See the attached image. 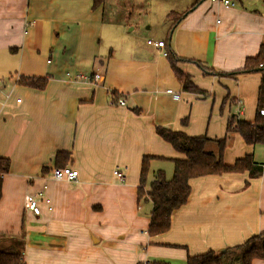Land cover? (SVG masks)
Masks as SVG:
<instances>
[{
  "label": "crops",
  "instance_id": "1",
  "mask_svg": "<svg viewBox=\"0 0 264 264\" xmlns=\"http://www.w3.org/2000/svg\"><path fill=\"white\" fill-rule=\"evenodd\" d=\"M93 1L0 0V158L10 161L0 245L23 239L24 264H187L190 255L221 253L264 235V145H248L239 134L231 135L224 162L252 155L261 175L192 179L189 199L165 233L149 235L153 205L138 194L144 156L154 157L146 190L158 171L171 179L174 160L185 157L157 126L223 138L230 113L241 110L239 117L253 122L264 109L262 71L222 74L243 69L264 45L262 0H236L235 7L151 0L154 10L160 2L162 18L155 41L198 62L181 67L207 97L181 88L163 49H143L138 36H128L146 25L147 10L113 9V0L93 9ZM76 73L101 79L74 80ZM21 76L48 83L26 87L18 84ZM228 95L236 103L222 112ZM60 152L70 155L62 163L78 170L76 181L53 179ZM42 191L40 214L27 211L25 196Z\"/></svg>",
  "mask_w": 264,
  "mask_h": 264
},
{
  "label": "trees",
  "instance_id": "2",
  "mask_svg": "<svg viewBox=\"0 0 264 264\" xmlns=\"http://www.w3.org/2000/svg\"><path fill=\"white\" fill-rule=\"evenodd\" d=\"M106 0H94L93 9L100 7ZM264 3V0H262ZM175 19L173 25L178 24ZM168 59L181 88L184 91L200 94L207 97L208 92L197 88L191 81L189 74L183 71L181 64L198 63L195 60H187L178 56L171 48L165 44ZM200 67L206 72V67L199 63ZM259 69L263 72L264 83V45L261 46L259 54L255 58L247 60L243 69L232 74L222 73L224 76L247 73L253 69ZM213 70H211L212 72ZM213 73H217L214 71ZM48 80L46 78L25 77L18 79V84L32 87L35 89H45ZM261 94H264L262 88ZM111 95L118 97V94L111 92ZM119 98L117 100V103ZM227 102L232 104L234 99L226 96L222 102L221 111L223 112ZM258 107L256 118L253 122H248L239 116V112L230 113L226 134L223 138L212 139L207 136H189L181 131H176L164 126H157V134L168 142L176 151L184 154V158L174 160V173L171 179L158 171L155 178L150 182L149 190H146L148 175L150 172V163L154 159L152 156H144L141 165L140 185L138 188L139 197L148 199L152 205L151 223L149 226V235L156 236L165 233L170 229L172 214L185 205L191 193L190 181L194 178L207 175H220L224 173L248 172L250 177H258L262 173L263 166L257 164L252 155L236 160L232 165L224 162V151L231 139L232 134H239L248 145H264V115L260 114ZM138 111V110H137ZM187 119L183 120L185 123ZM213 148V149H212ZM70 155L65 152L57 154L58 164L56 167H67L62 163L68 160ZM62 163V164H61ZM10 161L0 158V196L2 191V178L8 172ZM24 242L21 238H13L10 242L0 245V264H24L23 263ZM264 259V235L259 234L251 237L242 245L227 248L221 253L208 251L199 255H190L187 264H253L254 259Z\"/></svg>",
  "mask_w": 264,
  "mask_h": 264
},
{
  "label": "built area",
  "instance_id": "3",
  "mask_svg": "<svg viewBox=\"0 0 264 264\" xmlns=\"http://www.w3.org/2000/svg\"><path fill=\"white\" fill-rule=\"evenodd\" d=\"M216 1L219 3L224 4L225 6L228 7H235L237 2L236 0H212ZM149 44L154 45L155 47L159 49H163V55L167 56V51L164 49L165 48V42L164 41H148ZM74 80H79V81H86V82H92V81H99L101 79V75L99 73H94V74H85V73H76L71 76ZM169 92H172L169 90ZM176 97H179L178 95ZM19 101V100H18ZM120 104H123L124 101L123 99H119L118 101ZM241 110L238 112L240 113ZM260 114L264 115V109L260 110ZM115 175L123 181L124 176L122 173H120L117 169L114 171ZM52 177L56 181H68V182H73L76 181L79 177V172L78 170L72 168V167H55L52 170ZM45 189V187H44ZM44 198V191L38 193L37 195H32V194H27L25 196V202H24V207L27 211H31L34 214H40V206L39 202Z\"/></svg>",
  "mask_w": 264,
  "mask_h": 264
},
{
  "label": "rangeland",
  "instance_id": "4",
  "mask_svg": "<svg viewBox=\"0 0 264 264\" xmlns=\"http://www.w3.org/2000/svg\"><path fill=\"white\" fill-rule=\"evenodd\" d=\"M165 2L169 4H180V0H165ZM112 4L113 5L111 8L119 10L122 9L127 12H131L133 10L135 12L139 10L148 11V15L146 16L143 14V17L141 18L143 21L146 20V25L140 23L139 26H137V29L134 32H131V35L128 36H138L137 39L139 40L140 46L143 49L146 48L149 50H154V45L147 43V41H155V38H157L156 34L161 33V31L155 27L157 23L162 20L160 11L157 9V4L160 5V2L153 3L156 6V10H154L151 0H113ZM150 8H152L153 13L150 12ZM150 23H153V25L150 29H147V26H149ZM129 29L130 28H128V30ZM147 57H149V55ZM152 176L153 175H150L149 181L151 180Z\"/></svg>",
  "mask_w": 264,
  "mask_h": 264
}]
</instances>
